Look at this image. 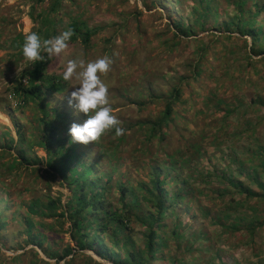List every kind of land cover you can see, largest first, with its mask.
Wrapping results in <instances>:
<instances>
[{"label": "rangeland", "instance_id": "rangeland-1", "mask_svg": "<svg viewBox=\"0 0 264 264\" xmlns=\"http://www.w3.org/2000/svg\"><path fill=\"white\" fill-rule=\"evenodd\" d=\"M183 1L185 11L181 12L179 5L175 7V11L178 12V16L186 19L192 10L198 9V1ZM63 3L64 9L59 13L60 16L63 12L74 16L82 15V19L87 22L90 29L97 26L102 27L103 30L93 37L92 46L85 48L79 41L74 45L68 43V48L63 53L59 56H51L48 73L64 75L70 60H83L87 64L105 56L109 57L112 61L110 70L102 75L101 79L109 89L108 97L113 110L112 114L120 121L118 126L124 129V133L119 136L115 134L114 128L110 129L99 140L87 145L77 142L78 148L85 150L91 160L95 161L99 159V154L103 151L101 153L104 158L101 165L111 174L112 184L121 181L128 188L138 190V185L148 180L149 159L165 155L158 150L156 141L152 146L144 144V133L139 126V122L153 117L155 112L159 114L162 107L155 109L157 104H151L149 109L140 107L138 100L142 98L141 95L149 86V81L156 90L165 80H169L167 81L169 83L177 82L178 71L184 69L185 65L195 57L194 52L198 44L194 42L196 37L207 36L205 43L201 45L203 47L209 46V42L218 47L220 44L217 43V37H221L218 27L233 14V8L227 0H217L219 15L209 24L210 30L196 37L182 36L180 41L182 45L172 52L169 46L173 32L176 30L172 27V21L167 13L168 4L164 6L163 0H156L155 5H152L151 0H64ZM34 4L35 0H0V179L5 183V185L0 184V212L5 216L4 223L7 224L0 235L2 239L0 264H43L42 261L56 264V260L49 259L37 245H27V228L21 221V217L29 214L33 221L38 222L42 218L39 214L30 212L32 201L35 199L46 201L47 196H50L61 197L62 203L65 204L72 193L59 176L50 178L49 174L44 173L47 168L44 163L38 162L25 166L18 164L17 161L13 162L12 158L16 157V153L8 148L11 137L17 140L19 127L21 132L33 141L35 136L41 134V131H38L40 119L43 116L40 106L24 96H16L14 89L20 81L21 74L31 68L32 61L20 54L16 46L20 35L27 36L38 26L30 18ZM49 6L50 0H46L39 11ZM68 17L64 14L63 20H68ZM138 22L141 25L140 29H137ZM170 27L172 31H169ZM63 31L64 29L60 28V34ZM110 37H113V41L105 45ZM240 44L243 46L241 41ZM224 45L225 49L230 47L228 42ZM215 54L218 53L215 52ZM131 56L138 58V62L133 63L136 65L133 68L128 65L132 63ZM262 57L254 58L259 60ZM219 63L218 59L210 64L209 71L217 67ZM232 65L233 62L230 60L229 66L220 72V76L225 74ZM122 68L125 72L121 75ZM150 68L153 73L151 79H148L146 70ZM248 68L250 66L246 62L240 63L238 70L232 71L224 85L217 82L218 77L208 80L209 89L218 87L217 96L226 100L234 111L229 118L230 124L225 125L226 130L221 132V136L217 132L222 126L219 120L223 112L217 110L214 104L205 105L203 97L205 93L202 92V88L195 86L189 88L187 95L193 93L191 101L177 104L175 117L177 121H182L181 124L177 123V127L171 134L176 132L177 128H182L184 137L191 140L196 137L202 140L201 153L196 154L189 161L190 164L183 175H193V178H197L198 172L202 170L207 172L212 171L213 167L220 169L226 167L229 163L226 159V154L229 152L227 145H232L242 159H245L250 150L264 145V106L258 102L259 97L264 100V65L261 66L263 72L257 69L256 73L249 77L248 70H245ZM65 82L67 84H65L64 92L58 94L49 92L46 100L47 109L58 107L60 113L67 114V122L70 126L66 127H71L73 123L83 124L87 117L82 113H76L68 103L71 91L74 90L73 87L79 86V81L73 77ZM24 84H28V81L24 80ZM167 87L163 85V89ZM185 99L186 95L183 96V100ZM177 115L182 118L179 119ZM233 128L239 132H234ZM236 133L241 134L231 140ZM183 141L184 138L174 139L171 147L180 146ZM148 148L149 151L146 150ZM34 152L43 161L47 158L42 148L34 147V150L28 151L30 156H34ZM242 179L244 180L245 177ZM246 181V184H249V181ZM253 184H250L253 191L261 193L259 186ZM211 188L212 186L205 188L200 185L197 201L201 204L202 210L217 213L220 208L219 201L215 199V194L210 192ZM137 193L141 195L139 190ZM107 197L112 208L119 209L126 216H128L127 213L134 216L130 209L135 215L144 210L145 205L139 209L131 207L129 196L122 200L120 189L116 186ZM236 199L244 203L237 212L233 209L232 219H241V229L238 234L227 232L222 224L216 225L210 220L201 218V212L197 210L194 202L191 203L193 206L189 211L178 210V217L182 219L190 233H205V237H209L199 240L196 245L199 251L196 255L198 263H202L200 261L208 263L211 260L218 263L222 258L227 264H264V225H259L253 237L249 234L252 225L264 221V198L260 196L248 199L246 195H238ZM6 204L10 206L9 209L5 208ZM195 216L199 218L195 219ZM131 219L132 221H128V227H126L127 232L139 238L142 231L141 223L135 217ZM50 224L52 228H46L48 234L44 241V247L48 251L62 250L66 243L74 247L70 234V221L55 218ZM1 242H4L7 248H1ZM182 243V252L188 254L186 242ZM32 249H35L38 254H25ZM18 255H21L20 260L13 262L11 258ZM85 255H90L94 262L92 263ZM190 257L191 254L188 255V258ZM70 258L71 256L65 260ZM65 260L60 264H66ZM88 263L114 264L101 259L93 251H84V255L78 256L71 264Z\"/></svg>", "mask_w": 264, "mask_h": 264}, {"label": "trees", "instance_id": "trees-1", "mask_svg": "<svg viewBox=\"0 0 264 264\" xmlns=\"http://www.w3.org/2000/svg\"><path fill=\"white\" fill-rule=\"evenodd\" d=\"M45 1L35 0L32 6L30 18L38 25L33 31L46 40L59 36L60 28L64 31L71 28L74 35L68 41L69 44L74 45L79 41L85 48L92 46L93 37L103 30L102 27L96 26L90 29L87 22L82 19V15L74 16L63 12L60 16L59 13L64 9V0H50V6L39 11L43 8L41 5ZM197 1L198 9L192 10L190 16L185 19L178 16V12L175 11L178 5L181 12L185 11L183 0H163L164 6L168 4L167 13L172 21V27L176 30L173 32L170 46L168 45L172 52L182 45L180 43L182 36L196 37L200 33L208 32L211 21L218 18L217 0ZM151 2L152 5L156 4V0H151ZM227 2L233 8V14L218 27L221 37H217V43L220 45L215 47L209 42V46L203 47L201 45L207 36L196 37L194 42L198 44L194 52L195 57L185 65L184 69L178 71L177 82L169 83L167 82L169 80H165L156 90L149 81V86L141 95L142 98L138 100L140 107L149 109L151 104H157L155 109L162 107L159 114L155 112L153 117L139 122V126L144 133V144L152 146L156 141L158 150L165 154L164 157H159L164 159H149L148 180L138 185L141 195L137 193L138 190L128 188L121 181L112 184L111 174L101 165L104 158L101 153L103 151L100 152L98 160H91L85 150L78 148L77 142H72V137L69 135L70 127H66L70 126L67 122L68 115L60 113L58 107L47 109L46 100L49 92L62 93L66 90L65 84H67L63 78L64 75L48 73L52 58L44 52L42 53L43 61L30 62L31 68L21 74L20 81L14 89L16 96H24L40 106L43 116L40 119V130L38 131H41V134L33 136V141L27 138L19 127L17 140L10 136L11 141H8V148L16 153V157L12 158L13 162L17 161L18 164L25 166L38 162L44 163L47 167L44 173L49 174L50 178L59 176L62 183L67 184L72 193L65 204L62 203L61 197L47 196L46 201L39 199L32 201L30 212L39 214L42 220L35 222L29 214L21 217V221L26 224L27 228V245H37L49 259L56 260V264H60L70 256L71 258L65 261L66 264H71L78 256L84 255V251H93L101 259L114 264H227L222 258L218 263L214 260L208 263L197 262L196 255L199 251L196 245L199 240L209 237H205V233H190L177 212L178 210L189 211L193 206L191 203L194 202L197 210L201 212V218L210 220L216 225L222 224L227 232L238 234L241 229V219H232L233 209L237 212L244 203L236 197L246 195L248 199L260 196L264 198V145L250 150L245 159L239 157L232 145H227L229 152L226 154V159L229 163L226 167L222 169L213 167L212 171L207 172L202 170L198 172L197 178H193V175L183 174L190 164L189 161L196 154L201 153L202 140L196 137L194 140L184 137L182 128H177L178 130L171 134L177 127V123L182 121H177L175 117L177 104L191 101L193 93L187 95V90L195 86L202 88V92L205 93L203 97L206 106L210 103L214 104L217 110L223 112L219 120L222 126L217 132L221 136V132L226 130L225 125L230 124L229 118L234 111L226 100L217 96L218 87L209 89L208 80L218 77L217 82L224 85L232 71H237L240 63L244 62L250 66L245 69L249 72L248 77L256 73L257 69L263 72L261 66L264 65V0H227ZM64 14L69 16L68 20H63ZM140 28L141 25L138 22L137 29ZM169 31H172L171 27ZM25 37L20 35L16 46L22 55ZM112 41L113 37L108 38L105 45ZM226 42L230 44V47H226L227 49L224 48ZM256 56L263 57L255 60ZM131 58L132 63L128 65L133 68L136 66L133 63L138 62V58L136 56H131ZM218 59L219 65L209 71V65ZM230 60L233 62L232 67L220 76V72L229 66ZM146 71L148 79H151L153 73L151 68ZM124 72L122 68L120 74ZM262 72L259 74L261 75ZM218 73L220 74L217 75ZM24 80H27L28 84H24ZM163 85L168 86L167 89H163ZM184 95H186L185 100H183ZM258 102L264 106V100L260 97ZM178 118L182 117L178 116ZM233 131L239 132L234 128ZM241 133L234 134L231 140L236 139ZM177 138H184L183 143L175 148L171 147L173 140ZM34 147L42 148L46 152L47 158L44 161L35 155V152L34 156L29 155L28 151L34 150ZM146 150L149 151V148ZM242 177L245 179L243 180ZM246 180L249 184H246ZM253 183L259 186L261 193L253 191L250 185ZM0 184L5 185L1 179ZM200 185L205 188L212 186L210 192L214 193L215 199L219 201L220 208L217 213L202 210L201 204L197 201ZM114 186L120 189L122 200L129 196L131 207L139 209L145 205L144 210L135 215L130 209L134 216L128 213L126 216L119 209H113L107 196L112 193ZM5 208L9 209L10 206L6 204ZM131 217H135L141 223L142 231L139 238L127 232L126 227H128V221H132ZM55 218L70 221V234L74 247L70 243H66L62 250L48 251L44 247L48 234L46 228H52L50 223ZM4 219L5 216L0 212V235L7 226ZM261 224L264 225V221L252 225L249 232L250 237L254 236L259 225L262 226ZM183 241L188 247V254L182 252ZM1 248H7L4 242H1ZM27 253L38 254L35 249L25 252ZM189 254H191L190 258H188ZM85 256L92 263L94 262L90 255ZM20 258L21 255H18L11 259L15 262ZM42 262L50 264L46 261Z\"/></svg>", "mask_w": 264, "mask_h": 264}, {"label": "clouds", "instance_id": "clouds-1", "mask_svg": "<svg viewBox=\"0 0 264 264\" xmlns=\"http://www.w3.org/2000/svg\"><path fill=\"white\" fill-rule=\"evenodd\" d=\"M74 35L71 28L59 36L43 40L33 31L25 37L22 47L23 56L29 61H43L42 53L46 52L49 57L59 56L68 48V41ZM111 59L107 56L85 64L83 60H70L64 72V80L68 81L75 77L79 86L73 87L68 103L76 113L84 114L87 119L83 124L73 123L69 129L72 142L84 145L96 142L110 129H115L117 136L124 133L119 127L120 121L112 114L108 97V86L101 76L110 70Z\"/></svg>", "mask_w": 264, "mask_h": 264}]
</instances>
